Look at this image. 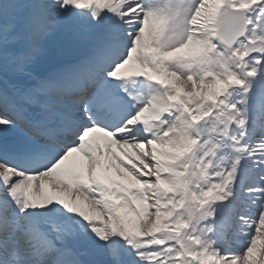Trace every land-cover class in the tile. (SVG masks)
<instances>
[{
  "label": "snow or ice",
  "instance_id": "obj_1",
  "mask_svg": "<svg viewBox=\"0 0 264 264\" xmlns=\"http://www.w3.org/2000/svg\"><path fill=\"white\" fill-rule=\"evenodd\" d=\"M0 264H264V0H0Z\"/></svg>",
  "mask_w": 264,
  "mask_h": 264
}]
</instances>
